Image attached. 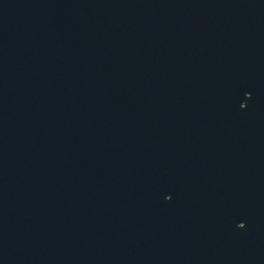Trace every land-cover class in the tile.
I'll return each instance as SVG.
<instances>
[{"label": "water", "instance_id": "obj_1", "mask_svg": "<svg viewBox=\"0 0 264 264\" xmlns=\"http://www.w3.org/2000/svg\"><path fill=\"white\" fill-rule=\"evenodd\" d=\"M0 264H264V0H0Z\"/></svg>", "mask_w": 264, "mask_h": 264}]
</instances>
